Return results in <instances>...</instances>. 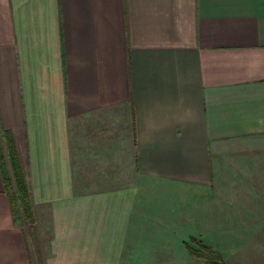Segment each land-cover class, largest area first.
<instances>
[{"label": "crops", "instance_id": "crops-1", "mask_svg": "<svg viewBox=\"0 0 264 264\" xmlns=\"http://www.w3.org/2000/svg\"><path fill=\"white\" fill-rule=\"evenodd\" d=\"M2 132L34 223L0 170V264L227 259L264 233V0H0Z\"/></svg>", "mask_w": 264, "mask_h": 264}, {"label": "trees", "instance_id": "trees-1", "mask_svg": "<svg viewBox=\"0 0 264 264\" xmlns=\"http://www.w3.org/2000/svg\"><path fill=\"white\" fill-rule=\"evenodd\" d=\"M0 136V170L4 194L8 200L12 219L16 226L29 225L32 233L34 212L31 203L30 186L21 166L17 151L10 133L2 132ZM197 248L187 245L190 256L202 260L205 264H226L210 247L193 242Z\"/></svg>", "mask_w": 264, "mask_h": 264}, {"label": "rangeland", "instance_id": "rangeland-1", "mask_svg": "<svg viewBox=\"0 0 264 264\" xmlns=\"http://www.w3.org/2000/svg\"><path fill=\"white\" fill-rule=\"evenodd\" d=\"M264 202V200H263ZM33 226V225H32ZM24 228V230L27 232V235L29 237H31L30 235V230H29V225L27 224H24L22 226ZM30 232V233H29ZM263 232H264V228H263ZM262 238L258 239V240H248V239H245L244 241L241 240H236V238H234V236H232L231 238H226L227 242H230V243H234V242H245L243 243L244 245L241 246L239 249H238V252H232L230 254V257H228L227 259L222 257V255H220L219 253H216L220 256L221 260L226 263V264H264V233H262ZM257 235H260L257 234ZM196 240V239H195ZM195 240H190V244H192V241L194 242ZM213 242H214V245L216 246H220L221 243L224 242L223 238H217L216 235H214L213 237ZM250 241V242H249ZM254 241L257 242V244H259L258 246H253V247H247V245L251 242L253 243ZM196 242V241H195ZM198 242V241H197ZM203 245H205L204 243H201ZM239 245H242L241 243H238ZM192 247L194 248H197V246L194 244L191 245ZM207 246V245H206ZM247 247V248H246ZM213 251L214 249L211 248ZM197 259V258H196ZM230 259V260H229ZM200 260V259H198ZM202 261V260H200ZM203 264H205L203 261H202Z\"/></svg>", "mask_w": 264, "mask_h": 264}]
</instances>
